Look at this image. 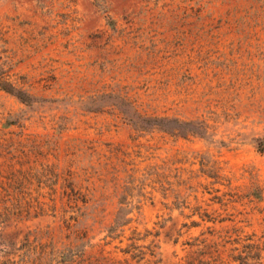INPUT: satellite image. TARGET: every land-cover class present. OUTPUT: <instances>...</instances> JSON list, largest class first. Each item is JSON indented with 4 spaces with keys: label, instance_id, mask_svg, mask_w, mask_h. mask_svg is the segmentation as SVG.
I'll use <instances>...</instances> for the list:
<instances>
[{
    "label": "rangeland",
    "instance_id": "obj_1",
    "mask_svg": "<svg viewBox=\"0 0 264 264\" xmlns=\"http://www.w3.org/2000/svg\"><path fill=\"white\" fill-rule=\"evenodd\" d=\"M0 264H264V0H0Z\"/></svg>",
    "mask_w": 264,
    "mask_h": 264
}]
</instances>
